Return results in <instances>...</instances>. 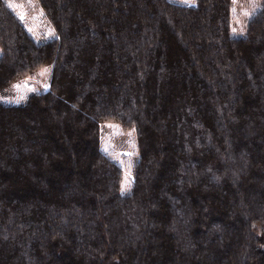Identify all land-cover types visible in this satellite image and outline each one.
Returning <instances> with one entry per match:
<instances>
[{
    "label": "trees",
    "instance_id": "trees-1",
    "mask_svg": "<svg viewBox=\"0 0 264 264\" xmlns=\"http://www.w3.org/2000/svg\"><path fill=\"white\" fill-rule=\"evenodd\" d=\"M35 42L0 0V89L52 62L46 90L0 102V264H264V4L37 0ZM136 132L133 185L98 122Z\"/></svg>",
    "mask_w": 264,
    "mask_h": 264
},
{
    "label": "rangeland",
    "instance_id": "rangeland-1",
    "mask_svg": "<svg viewBox=\"0 0 264 264\" xmlns=\"http://www.w3.org/2000/svg\"><path fill=\"white\" fill-rule=\"evenodd\" d=\"M13 14L21 21L25 30L35 42H43L57 36L37 0H3ZM190 5L195 0H168ZM264 4V0H230L229 35L243 37L247 32L250 17ZM248 13L249 15H246ZM23 16V19L20 17ZM235 29V31H233ZM1 52V49H0ZM52 62L45 63L29 74L11 81L0 89V102L20 104L31 93L46 90L49 85ZM21 85L19 88L14 85ZM47 86V87H45ZM21 97H24L21 99ZM98 148L120 168L119 193L126 195L133 185V171L139 158L136 132L133 127L124 128L115 120L98 122ZM123 186V190H122ZM264 249V240L261 243Z\"/></svg>",
    "mask_w": 264,
    "mask_h": 264
},
{
    "label": "snow or ice",
    "instance_id": "snow-or-ice-1",
    "mask_svg": "<svg viewBox=\"0 0 264 264\" xmlns=\"http://www.w3.org/2000/svg\"><path fill=\"white\" fill-rule=\"evenodd\" d=\"M185 2H189V0H185ZM234 2H235V0H234ZM246 15H249L248 13H246ZM21 19H23V16H21L20 17ZM233 31H235V29L233 30ZM21 85H19V84H17V85H14L13 87H15V88H19ZM45 87H47V86H45ZM24 97H21V99H23ZM122 190H123V186H122Z\"/></svg>",
    "mask_w": 264,
    "mask_h": 264
},
{
    "label": "crops",
    "instance_id": "crops-1",
    "mask_svg": "<svg viewBox=\"0 0 264 264\" xmlns=\"http://www.w3.org/2000/svg\"><path fill=\"white\" fill-rule=\"evenodd\" d=\"M190 5H193V3H190Z\"/></svg>",
    "mask_w": 264,
    "mask_h": 264
}]
</instances>
